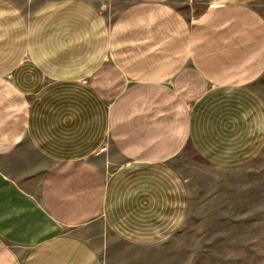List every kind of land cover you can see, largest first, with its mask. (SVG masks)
<instances>
[{
    "label": "crops",
    "instance_id": "obj_1",
    "mask_svg": "<svg viewBox=\"0 0 264 264\" xmlns=\"http://www.w3.org/2000/svg\"><path fill=\"white\" fill-rule=\"evenodd\" d=\"M105 1L0 0V264H105L86 235L100 218L165 241L188 212L170 165L186 144L218 168L264 151L257 0L195 19L179 0H110L109 19Z\"/></svg>",
    "mask_w": 264,
    "mask_h": 264
},
{
    "label": "rangeland",
    "instance_id": "obj_2",
    "mask_svg": "<svg viewBox=\"0 0 264 264\" xmlns=\"http://www.w3.org/2000/svg\"><path fill=\"white\" fill-rule=\"evenodd\" d=\"M204 0H179L190 19L204 7ZM256 7L264 15V0ZM106 0L111 19L119 8ZM255 89L264 99V73ZM188 108L192 101H187ZM107 169L121 161L113 154ZM188 189V212L182 226L168 239L150 246L117 238L103 218L89 229V240L105 264H264V151L252 162L234 168L206 163L186 144L171 160Z\"/></svg>",
    "mask_w": 264,
    "mask_h": 264
},
{
    "label": "built area",
    "instance_id": "obj_3",
    "mask_svg": "<svg viewBox=\"0 0 264 264\" xmlns=\"http://www.w3.org/2000/svg\"><path fill=\"white\" fill-rule=\"evenodd\" d=\"M105 146H106V145H102V146L100 147V150H99V151H104V150L106 149Z\"/></svg>",
    "mask_w": 264,
    "mask_h": 264
}]
</instances>
